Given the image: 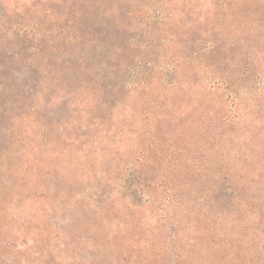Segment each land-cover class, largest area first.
I'll return each instance as SVG.
<instances>
[{"label": "rangeland", "instance_id": "1", "mask_svg": "<svg viewBox=\"0 0 264 264\" xmlns=\"http://www.w3.org/2000/svg\"><path fill=\"white\" fill-rule=\"evenodd\" d=\"M0 264H264V0H0Z\"/></svg>", "mask_w": 264, "mask_h": 264}]
</instances>
